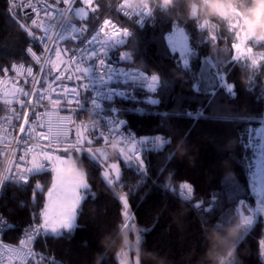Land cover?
<instances>
[{
  "label": "trees",
  "instance_id": "16d2710c",
  "mask_svg": "<svg viewBox=\"0 0 264 264\" xmlns=\"http://www.w3.org/2000/svg\"><path fill=\"white\" fill-rule=\"evenodd\" d=\"M118 1L75 4L88 18L71 13L70 20L75 24L79 20V27L62 43V50L70 55L103 18L128 28L131 35L110 45L107 59L157 75L160 87L156 93L136 91V100L118 99L107 110L102 107L101 113L124 118L125 130L134 135L170 137L172 146L163 158L164 151L149 155L146 177L134 174L113 149L119 176L112 186L105 180L106 171L87 152L76 154L77 168L90 189L79 206L76 225L72 232L57 236L41 232L30 246L51 264H119L117 254L123 245V204L119 198L124 196L140 238L139 264H219L221 259L224 264H264L259 249L264 217L258 212L249 176L256 157L251 138L264 124V62L249 67L245 60H234L233 37L225 17L207 2L232 3L244 15L240 3L196 0L208 5L207 10L193 7L189 11V0H175L169 7H161L156 0L151 19L140 29L116 13ZM20 25L7 0H0V69L11 62L26 61L24 50L32 39ZM254 26L264 37V28ZM178 28L183 29L190 47L187 66L181 64L179 54L167 41ZM261 42L256 49L264 51ZM123 52L127 59L121 57ZM52 64L45 78L55 72ZM148 98L156 103L147 102ZM83 105V112L76 117L77 126L92 105L88 95ZM92 141L91 145L98 147L99 141ZM53 177L51 171L31 176L27 183L3 185L0 211L14 225L5 240L18 243L22 227L41 225ZM239 200L257 212L252 225L237 237L231 229L239 223ZM217 238L222 243H217Z\"/></svg>",
  "mask_w": 264,
  "mask_h": 264
},
{
  "label": "built area",
  "instance_id": "2783aa9c",
  "mask_svg": "<svg viewBox=\"0 0 264 264\" xmlns=\"http://www.w3.org/2000/svg\"><path fill=\"white\" fill-rule=\"evenodd\" d=\"M124 0H119L115 11L126 22L144 28L151 19V16L125 17L121 15L117 8ZM8 8L13 16L19 17L21 24L25 25L27 31H32L35 37H42L45 33L34 26L31 21L37 19L44 23L48 28L46 47L42 41L33 40L32 44L24 50L26 61L11 62L1 69L8 68L5 74L0 72V178L9 174V171L18 166L19 168L29 169L32 167L33 157L38 158L42 150L53 151L55 154L70 141H75L76 131L79 129L88 139L99 141L98 147L115 149L119 153L121 147L125 153H130L134 145L135 152L140 159L133 157L126 160L125 156H120L126 165L133 169L134 174L140 177H146L149 169V155L151 153L159 154L172 146L170 137H162L157 134L137 136L126 131L127 121L124 118H118L117 115L104 116L102 107L108 109V106L114 104L118 99L136 100V91H146L156 93L160 87V81L157 75L148 73L139 67L126 66L122 63H116L107 59L108 47L103 54L100 52L98 41L96 56H88L87 52L91 47L87 41L92 35L98 33V29L103 25V18L94 30L83 40V42L70 54L65 55L62 50V43L68 40L75 29H70L67 25L75 24L70 20L71 11H68L69 5L64 0L59 3L50 0H7ZM153 12L156 0H146ZM23 5H31L34 8L42 9L45 5H51L56 8V12L49 18L51 23H46L43 14L40 16L32 13V7L25 9ZM75 7V5H73ZM25 11L28 12L25 15ZM112 20V19H111ZM142 21V22H138ZM114 21V20H113ZM114 23L118 25L115 21ZM119 26V25H118ZM126 28V27H123ZM110 31V29H107ZM131 35L129 31L128 37ZM127 37V38H128ZM31 47L33 52L40 57V62L26 53V49ZM60 51V57L56 55ZM85 51L84 59H81L80 52ZM103 58L104 64L100 65L98 59ZM59 62L51 78H45L46 70L52 60ZM13 65H16V72L11 71ZM22 66V67H21ZM32 67L33 77L27 75V68ZM87 68L86 77L79 76V71ZM61 76L62 80L56 81L53 77ZM79 76V79H78ZM155 77L156 79H153ZM51 85V89H49ZM86 86V87H85ZM66 87L69 90L73 87L80 89L79 104L75 102L67 104L61 100L59 105H53L52 99L60 96H67V93H58L56 89ZM27 92L29 95L25 96ZM88 95L92 105L88 107L86 118L82 120L79 126L76 125V117L79 111H82L84 96ZM147 102L153 103L155 99L148 98ZM83 112V111H82ZM66 117H71L69 122ZM25 128V133H20V128ZM111 131L114 135H110ZM103 132L105 139H98ZM121 138V139H120ZM116 147H113V145ZM84 149L96 146L84 145ZM24 156V160L19 158ZM46 168L34 171L31 176H37L51 172L50 165L45 162ZM17 175H29L27 171ZM6 182L21 184L19 178L4 177L0 183V193ZM14 225L0 211V264H51L44 256L35 252L30 244L41 234V225L29 224L22 227L19 231L18 243H12L4 239L9 234ZM31 238V241L29 239Z\"/></svg>",
  "mask_w": 264,
  "mask_h": 264
},
{
  "label": "snow or ice",
  "instance_id": "6c2138e0",
  "mask_svg": "<svg viewBox=\"0 0 264 264\" xmlns=\"http://www.w3.org/2000/svg\"><path fill=\"white\" fill-rule=\"evenodd\" d=\"M55 2L58 4L59 0H55ZM64 3L69 5L68 11H71L74 13L77 17H80L83 13L84 19L86 20L88 18L87 13L84 12L83 9L75 8L73 5L77 3L89 5L90 0H64ZM25 9H28L32 7L31 5H23ZM117 11L125 16L128 17L131 15L132 17H146L151 16L153 13V10L150 5L146 4V0H124V3L120 4L117 8ZM56 12V8L52 7L51 5H45L42 9L34 8L32 7V13L34 15L40 16V14H43V19L46 23H51V20L49 19L54 13ZM25 15L28 14L27 11L24 13ZM225 20L228 25V30L232 33L233 37V43L231 44L232 52L234 54L235 59H244L248 60L253 66H258L260 63L264 62V52H261L258 57L253 56V53L255 49L251 46V40L248 35L245 34V27L244 23L241 20L240 14L238 11L233 10L231 17H225ZM138 22H142L139 21ZM32 26L41 29L45 35L42 37H35L32 33V31H27L25 29V25L21 24L20 27L22 29H25L27 31V35L33 39V40H40L43 43V46L46 47V42L48 39L47 32L48 28L45 26L44 23L39 22L37 19H33L31 21ZM71 30L76 29L79 27V20H77L76 24H70L67 25ZM205 28H207V25H204ZM107 29H110V31H107ZM129 35V29L123 28L122 26H118L114 23L113 20L108 19L103 22V25L100 26L98 29V33L95 35H92L91 38L87 41V44L91 47V51L87 52L88 56H96L97 51V43L98 41H101L103 38V42L99 44L100 52L105 53L108 46L112 44H120L122 43ZM73 39L77 37H72ZM211 38L213 40L217 39V36L215 34H212ZM264 43V42H261ZM26 53L30 54L32 58H34L39 64L40 57H38L31 47L26 49ZM57 57H60V51L57 50L56 52ZM85 51L81 50L80 57L81 59H84ZM98 63L100 65L104 64L103 58L98 59ZM22 67V66H21ZM16 65H13L11 68V71L16 72ZM9 71L8 68L0 69V72L7 73ZM88 69L84 68L82 71H79V76L86 77ZM27 75L29 77H33V69L32 67L27 68ZM78 76V79H79ZM35 79V77H33ZM54 80L60 81L63 79L61 76L53 77ZM153 79H156L153 77ZM49 89H51V85L48 86ZM86 87V86H85ZM58 93H67V96H60L58 98L52 99L53 105H59L61 103V100L63 99L65 103L71 104L73 103V99H75V102L79 104L80 101V89L78 87H73L70 90L66 87H61L56 89ZM25 96L29 95V93L25 92ZM66 119L70 122L71 117H66ZM20 133H25V128H20ZM110 135H114L111 131L108 132ZM116 136V135H114ZM117 137V136H116ZM98 139H105L103 132H101ZM121 139V138H120ZM93 143L92 140L88 139L83 132H81L79 129L76 131V139L75 141H70L67 143L66 146H64L62 149H57L56 151H62L64 155L55 154L53 151H47L42 150L40 153L39 160L37 157H33L31 163L32 167L29 169L19 168L18 166H14L12 170L9 171V174L6 176H3L0 178V183H2L4 177H12L15 176L22 180L23 183H27L29 180V176L34 171H39L44 168L45 162L50 165L51 171L54 173L53 182L51 188L48 190L47 195L49 198V204H46L44 206V212H43V224L42 227L44 230L51 231L53 233L59 231L60 229H70L73 226V222L76 219V215L78 212L79 205L81 202L86 198V195H82L80 192V189H84V192L90 190L89 185L86 183V177L84 173L77 168V160L75 159L76 154L78 153H84L87 152L89 156L96 160V156L93 154L92 149L89 147L87 149H84V145H91ZM113 147H116L114 144ZM119 156H125L126 160H130L133 157L135 159L139 160V155L135 152L134 145L130 149V153H125L124 148L121 147L119 149ZM118 156V158H119ZM21 161L24 160V156H21L19 158ZM65 166L67 168L65 169ZM113 168H116V165H112ZM67 170L69 174H76L78 179L76 181L72 180H66L64 178V171ZM24 172L27 171L29 175H17V172ZM104 176L107 177V172L104 173ZM108 184H111L112 181L108 180ZM37 188H40V185H36ZM183 187L187 188L189 192L192 191L190 187H188L186 184L183 185ZM61 193H63L67 197V202L60 203L59 196H57V200L55 203L52 202L53 194L57 192V190ZM120 200L124 202V206L127 207V200L124 197H120ZM55 207L56 212L55 216L52 215V209ZM124 216H127V213L125 212L123 214ZM123 227L126 229L129 227L128 223L125 222ZM31 241V238L29 239ZM139 236H137V243H139ZM136 264H138V259H136Z\"/></svg>",
  "mask_w": 264,
  "mask_h": 264
},
{
  "label": "rangeland",
  "instance_id": "374dc122",
  "mask_svg": "<svg viewBox=\"0 0 264 264\" xmlns=\"http://www.w3.org/2000/svg\"><path fill=\"white\" fill-rule=\"evenodd\" d=\"M207 3L209 6L213 7L223 17H231L233 10H236L234 9L233 6L231 8L224 7L223 3H212V2H207ZM79 9H82V8L79 7ZM240 17H241L242 22L244 23L245 34L248 35L250 38H252L251 46L255 49L253 56L258 57L259 54L264 51L256 49V46L257 44L261 42L262 39H264V37L256 33L255 26L253 24L248 23L244 15L240 14ZM261 34H264V29H262ZM167 41L170 44L169 46L172 48V50L176 51L179 54L181 64L183 66H187L189 63V59H190V47H189L188 40H187V37L183 29L181 28L176 29L171 35L167 37ZM121 55L123 59L128 58L126 52H123ZM233 57H234V54H233ZM234 60H244V59L234 58ZM245 61L247 62L249 67H258L261 64L260 63L258 66H253L248 60H245ZM51 63H53L52 67L54 69L58 67V64H59L58 61L53 59ZM222 84L226 86L224 80H222ZM154 103H156V101ZM251 140L254 143L253 146H254L255 155H256V157L254 158V161L252 162L250 166V172H249L251 189L257 199L256 202H257V206L259 210L258 212H260L264 217V156H263L264 124H262L261 126L257 128ZM169 150L170 148L165 150L164 153L161 155V157L163 158V156L167 154ZM92 151L95 155H97L99 160L105 165L106 169L108 170L109 176L107 177L104 176V177L106 181L108 180L112 181V183L110 184L112 186L114 180H117L119 176L118 160L115 156V152L112 151V149H107V148H102V147H95L94 149H92ZM113 164L116 165V168L112 167ZM66 168L67 166H65V169ZM63 175L66 180L76 181L78 179L76 174H69L67 170L64 171ZM80 192L82 195L84 194L86 195V192H84V189L81 188ZM57 196H59L60 203L67 202V197L63 193H61L58 189L57 192L53 194V197H52L53 203H55V201L57 200ZM120 197H124V196H120ZM46 204H49V198H48L47 193L45 197V205ZM122 204H123V214L125 212L127 213V216L123 215V225L125 224V222H127L129 227L125 229L122 226L121 231H122V237H123V245H122V249L117 254V259H118L119 264H136V259H138V264H139V243H137V236L139 235L133 224L131 211L128 205L127 207H125L123 201H122ZM43 212H44V208L41 214V232L44 234H53L57 236L62 233H70L72 232L73 228L76 225V219H75V221L73 222V226L70 229H60L59 231L55 233L51 231L46 232L44 228L42 227L43 219H44ZM55 212H56V209L54 207L52 209L53 216H55ZM237 212L239 214L238 215L239 222L243 223V230H247L254 222L255 212L257 211H255L253 206H250L245 200H239L237 203ZM139 241H140V238H139ZM259 249H260V256H262L264 259V237L259 240Z\"/></svg>",
  "mask_w": 264,
  "mask_h": 264
},
{
  "label": "clouds",
  "instance_id": "9594fccd",
  "mask_svg": "<svg viewBox=\"0 0 264 264\" xmlns=\"http://www.w3.org/2000/svg\"><path fill=\"white\" fill-rule=\"evenodd\" d=\"M161 7H169L174 4L175 0H158ZM234 3H240L242 12L244 13L247 22L256 25L258 28H264V0H233ZM193 7L204 8L207 10L208 5L197 3L196 0H189V11ZM224 7L231 8L232 3H225ZM243 230V223L239 222L231 229V234L239 236V233ZM217 243H222L220 238H217ZM219 264H224L223 259L219 261Z\"/></svg>",
  "mask_w": 264,
  "mask_h": 264
},
{
  "label": "water",
  "instance_id": "95a60500",
  "mask_svg": "<svg viewBox=\"0 0 264 264\" xmlns=\"http://www.w3.org/2000/svg\"><path fill=\"white\" fill-rule=\"evenodd\" d=\"M65 54V53H64ZM67 56V54H65ZM95 155V154H94ZM94 160V159H93ZM96 161L99 165H101L103 167V169L107 172V174H109L108 170L106 169V167L104 166V164L98 159V157L96 156Z\"/></svg>",
  "mask_w": 264,
  "mask_h": 264
},
{
  "label": "crops",
  "instance_id": "0c3cea01",
  "mask_svg": "<svg viewBox=\"0 0 264 264\" xmlns=\"http://www.w3.org/2000/svg\"><path fill=\"white\" fill-rule=\"evenodd\" d=\"M128 56V55H127ZM260 258L262 259V261L264 262V259H263V257L262 256H260Z\"/></svg>",
  "mask_w": 264,
  "mask_h": 264
}]
</instances>
